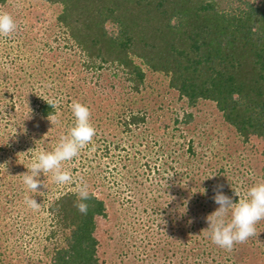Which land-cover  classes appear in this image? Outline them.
<instances>
[{
	"label": "rangeland",
	"instance_id": "1",
	"mask_svg": "<svg viewBox=\"0 0 264 264\" xmlns=\"http://www.w3.org/2000/svg\"><path fill=\"white\" fill-rule=\"evenodd\" d=\"M59 10L43 0H8L0 9L18 24L0 37V264H52L60 240L48 238L57 229L49 205L78 193L82 183L106 207L96 219L99 264H264V220L256 236L231 252L203 231L219 207L216 185L231 198L235 190L238 202L264 179L261 142H243L210 101L188 106L162 73L142 66L145 81L135 92L115 66L86 68L56 21ZM44 100L53 101L57 121L37 111ZM73 102L89 107L97 134L64 164L72 183L57 185L51 173H41L45 188L33 193L19 175L74 126ZM131 112L145 115L144 124L126 128ZM185 113L192 115L188 123ZM25 195L41 203L39 211L27 207Z\"/></svg>",
	"mask_w": 264,
	"mask_h": 264
},
{
	"label": "trees",
	"instance_id": "2",
	"mask_svg": "<svg viewBox=\"0 0 264 264\" xmlns=\"http://www.w3.org/2000/svg\"><path fill=\"white\" fill-rule=\"evenodd\" d=\"M43 1L60 6L56 21L83 54L86 68L115 66L138 92L144 66L167 76L168 87L188 106L214 103L243 142H261L264 177V0ZM7 2L0 0V9ZM37 111L52 116L53 101H39ZM191 120L185 113L183 122ZM144 122L145 115L131 112L125 125ZM187 150L194 154L191 144ZM89 196L87 215L75 206L76 192L61 194L49 205L57 229L48 238L60 240L50 253L52 264H99L96 219L106 215V207L92 192ZM197 210L189 214L201 226Z\"/></svg>",
	"mask_w": 264,
	"mask_h": 264
},
{
	"label": "clouds",
	"instance_id": "3",
	"mask_svg": "<svg viewBox=\"0 0 264 264\" xmlns=\"http://www.w3.org/2000/svg\"><path fill=\"white\" fill-rule=\"evenodd\" d=\"M173 26L177 24V18L170 22ZM18 29L17 22L7 12H0V37H8ZM238 95V94H234ZM47 102V101H46ZM50 106V102H47ZM71 110L74 120L67 135L61 136L59 143L52 151L40 150L28 166V171L20 174L22 182L28 190L38 193L45 188V182L39 179L41 173H51L52 180L57 185L72 183V173L64 168L66 162L72 161L80 155L82 149L93 142L97 129L91 121V111L88 106L73 102ZM50 122L57 121V117H48ZM223 185H216L214 188V202L219 206L206 218L210 230L212 242L231 252L236 244H244L251 237L257 235L256 225L264 220V179L259 180L246 194V198H239L238 202L225 195L222 191ZM203 189V193H206ZM234 195L239 194L234 190ZM90 199L88 186L81 184L78 187L77 210L87 215ZM25 204L28 208L39 211L41 203L31 196L25 195Z\"/></svg>",
	"mask_w": 264,
	"mask_h": 264
}]
</instances>
